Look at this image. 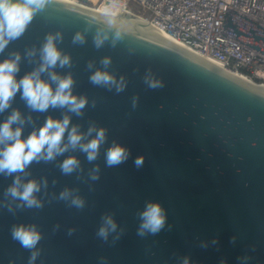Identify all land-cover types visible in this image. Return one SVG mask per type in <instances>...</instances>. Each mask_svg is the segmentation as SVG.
Masks as SVG:
<instances>
[{"label":"water","instance_id":"obj_1","mask_svg":"<svg viewBox=\"0 0 264 264\" xmlns=\"http://www.w3.org/2000/svg\"><path fill=\"white\" fill-rule=\"evenodd\" d=\"M222 26L223 36L264 55V25L226 7ZM98 28L119 31L123 40L115 47L109 40L97 49L93 35ZM78 31L85 34L83 45L72 43ZM56 32L63 35L57 48L71 57L72 66L49 71L61 77L71 74L73 95L88 100L83 115L58 107L33 111L17 93L11 107L0 113V123L18 110L26 121L22 133L26 139L49 117L62 120L67 115L68 131L78 126L87 133L95 125L106 129V141L95 161L89 162L79 148L69 149L52 161H33L25 169L27 175L0 174V202L13 208L20 203L4 195L16 175L25 183H40L36 196L43 202L41 209H18L15 215L0 207V264H28L30 252L12 239L14 224H34L42 233L35 264H102L101 258L103 264H179L183 256L190 257L191 264H241L238 258L244 257V264H264V95L168 45L55 1L35 16L20 38L8 43L0 62L18 53L16 79L23 78L39 68L45 38ZM30 50L35 55L28 57ZM105 56L112 60L108 69L100 63ZM89 62L94 64L91 70ZM97 69L124 77L125 91L117 94L93 85L89 77ZM146 73L163 87L149 89L143 80ZM41 79L55 89L48 72ZM133 97H138L135 109ZM67 136L66 131L64 143ZM113 143L130 155L109 167L106 152ZM138 156L144 157L141 168L134 163ZM69 157H75L80 167L64 174L60 164ZM96 167L99 179L92 181L90 173ZM65 189L86 201L84 209L58 199ZM149 202L161 205L171 229L166 226L159 234L142 238L137 235L138 214ZM106 214L117 223L118 233L123 230L114 244L117 233L109 235L108 243L96 235ZM69 229L75 232L68 235ZM214 238L219 241L215 246L210 244ZM201 241L209 242V247L201 248Z\"/></svg>","mask_w":264,"mask_h":264},{"label":"clouds","instance_id":"obj_2","mask_svg":"<svg viewBox=\"0 0 264 264\" xmlns=\"http://www.w3.org/2000/svg\"><path fill=\"white\" fill-rule=\"evenodd\" d=\"M53 3V0H0V52L12 40L20 38L28 26L31 24L35 16L44 11ZM46 42L40 49L41 63L39 68L17 80L16 74L19 72V62L21 57L18 53H14V59H7L0 62V113L11 107V101L17 95L21 94L27 106L36 112H45L52 108H67L71 113L77 116L83 115L82 110L88 104L86 97H77L73 95L74 80L71 74L65 77L57 75L54 71H49L57 66L71 67V57L63 54L56 45L57 40H63L60 32L55 34L49 33L46 36ZM111 40L112 47L123 40V35L119 31H105L98 28L93 35V44L97 49L102 48L105 42ZM85 34L76 32L72 37L73 44H85ZM28 57L35 55V50L26 53ZM104 69L111 66L112 60L105 56L100 60ZM91 70L94 67L93 62L87 65ZM48 72L50 80L55 83L53 89L49 82L41 79V74ZM90 82L95 86L105 87L109 91L113 89L117 94L125 91L127 81L124 77H117L106 70L97 69L90 77ZM144 83L149 89H157L163 87V82L155 79L150 73H146ZM138 105V97L132 98V107L135 109ZM95 104L93 103V107ZM31 120V117L28 118ZM25 119L22 118L18 110H13L7 119L0 123V174L12 176L16 173L27 175L25 169L33 161H52L58 155L69 151V149H77L86 153L89 162L95 161L98 157L101 145L106 141V129L96 128L95 125L89 127L87 133H81L78 126H73L70 131V118L65 115L62 120L52 119L49 117L45 124L38 130H34L26 138L22 139L23 125ZM13 125H18L13 127ZM68 132L67 143H64L65 133ZM95 133L94 138L88 139ZM130 152L125 147L113 143L106 152V164L109 167L118 166L129 158ZM135 166L141 168L144 165V157L138 156ZM80 167V162L75 157L65 159L60 168L64 174H71ZM99 168L92 169L90 179L96 181L99 179ZM47 186V181H44ZM41 191V184L35 180L23 182L20 175H16L13 183L7 188L5 197H10L12 201H19L12 207L10 203L0 202V207L6 208L10 213L15 215L18 209H41L43 202L37 198L36 194ZM58 199L68 201L69 207H75L78 210L84 209L86 201L78 195H74L73 191L65 189L59 194ZM140 224L137 235L146 237L148 235H157L167 226V216L165 210L159 203L149 202L145 205L143 211L139 214ZM102 225L98 229L96 235L103 242L108 243L109 235L117 233L112 240L114 244L120 239L123 233L121 229L117 232L118 225L111 215L102 217ZM59 228V225L56 226ZM75 229H69L68 235H72ZM12 239L20 244L22 248L30 252L28 264H35L37 258L41 255V249L37 246L43 239L42 233L34 224H14L11 228ZM231 242L235 243V237L231 238ZM219 243L218 239H212L210 244L215 246ZM201 248L207 249L209 242L201 241ZM241 264L247 260V257L238 258ZM103 264V258H101ZM179 264H191V258L183 256L179 259ZM223 264V262H221Z\"/></svg>","mask_w":264,"mask_h":264},{"label":"built area","instance_id":"obj_3","mask_svg":"<svg viewBox=\"0 0 264 264\" xmlns=\"http://www.w3.org/2000/svg\"><path fill=\"white\" fill-rule=\"evenodd\" d=\"M115 15L137 14L135 1L146 9L151 24L194 50L219 60L226 68L264 84V55L223 36L226 7L264 25V0H79Z\"/></svg>","mask_w":264,"mask_h":264},{"label":"bare ground","instance_id":"obj_4","mask_svg":"<svg viewBox=\"0 0 264 264\" xmlns=\"http://www.w3.org/2000/svg\"><path fill=\"white\" fill-rule=\"evenodd\" d=\"M55 2L61 3L69 8L75 9L79 12L92 15L96 18L105 20L110 23H114L120 25L124 30L139 34L141 37L151 40H156L161 42L169 47L186 54L198 61H201L204 64H207L218 71L230 75L235 79H238L248 85L257 89L261 94L264 95V84L260 82H256L251 80L250 78L246 77L245 75L231 71L224 66L222 62L219 60L211 57L210 55L201 53L200 51L194 50L193 48L189 47L182 41L170 36L169 34L155 28L151 22L147 21L142 15L139 14H121L115 15L113 12H107L103 10L104 8L92 7L76 0H53Z\"/></svg>","mask_w":264,"mask_h":264},{"label":"rangeland","instance_id":"obj_5","mask_svg":"<svg viewBox=\"0 0 264 264\" xmlns=\"http://www.w3.org/2000/svg\"><path fill=\"white\" fill-rule=\"evenodd\" d=\"M81 2V1H80ZM83 4L89 5L86 2H82ZM130 9H132L135 13L142 15L144 17H150V15L148 14V12H145L146 9L143 8L142 6L138 5L135 1H133L132 3H130Z\"/></svg>","mask_w":264,"mask_h":264},{"label":"crops","instance_id":"obj_6","mask_svg":"<svg viewBox=\"0 0 264 264\" xmlns=\"http://www.w3.org/2000/svg\"><path fill=\"white\" fill-rule=\"evenodd\" d=\"M76 1H78V0H76ZM78 2H80V1H78ZM82 3V2H81ZM92 7H94V6H92Z\"/></svg>","mask_w":264,"mask_h":264},{"label":"trees","instance_id":"obj_7","mask_svg":"<svg viewBox=\"0 0 264 264\" xmlns=\"http://www.w3.org/2000/svg\"><path fill=\"white\" fill-rule=\"evenodd\" d=\"M89 6V5H88Z\"/></svg>","mask_w":264,"mask_h":264}]
</instances>
